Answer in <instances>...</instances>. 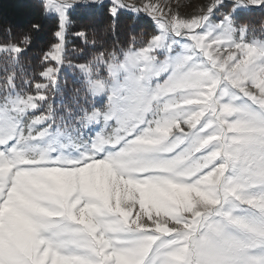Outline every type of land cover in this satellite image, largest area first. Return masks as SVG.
I'll return each instance as SVG.
<instances>
[{
    "label": "snow or ice",
    "instance_id": "snow-or-ice-1",
    "mask_svg": "<svg viewBox=\"0 0 264 264\" xmlns=\"http://www.w3.org/2000/svg\"><path fill=\"white\" fill-rule=\"evenodd\" d=\"M29 3L0 13V264H264V40L237 11L264 0Z\"/></svg>",
    "mask_w": 264,
    "mask_h": 264
},
{
    "label": "rangeland",
    "instance_id": "rangeland-1",
    "mask_svg": "<svg viewBox=\"0 0 264 264\" xmlns=\"http://www.w3.org/2000/svg\"><path fill=\"white\" fill-rule=\"evenodd\" d=\"M152 2L167 4L173 12H179L181 16H186L197 13L200 7L207 3L208 0H152ZM226 2H228V0H226ZM164 10L167 11L168 9L165 8ZM237 11L239 12V16L241 18L240 22L250 23L252 25L253 31L249 35L258 40H264V5L259 7L249 5L247 6V8H244L243 10L238 9ZM212 19L214 21H218L222 19V16H220L219 14H215ZM151 23L153 25V29L155 30V24L152 22V20ZM72 76L73 73L71 71H67L63 75V79L66 82V90L62 93L60 97L57 98L55 104L58 116L65 115L66 108L73 106L71 99V89L75 88L76 86H74L72 83ZM80 79L81 78L77 77V82ZM80 86V83L77 84V87ZM61 99L63 100V103H61ZM103 102V99H100L98 101V103ZM102 179V176L96 177V180L98 182L102 181Z\"/></svg>",
    "mask_w": 264,
    "mask_h": 264
},
{
    "label": "trees",
    "instance_id": "trees-1",
    "mask_svg": "<svg viewBox=\"0 0 264 264\" xmlns=\"http://www.w3.org/2000/svg\"><path fill=\"white\" fill-rule=\"evenodd\" d=\"M26 8H30L33 13V18L38 15V9L37 6L32 3H29V0H0V13H2L5 17H7L10 13L16 11V10H23ZM140 24L144 29L145 35L150 34L154 31L153 25L151 21L146 19L144 16L140 15ZM141 29L137 28V31L134 32V35H138L140 33ZM45 38H48V33H45ZM120 39L126 43L127 42V36H121ZM111 41V38H106V44ZM74 43L77 44V46H80L79 41H74ZM87 55H90V52L87 54H82L81 56L77 57L75 54H72L70 58L77 59V62H83L84 59L87 58ZM37 67L36 62L33 61V68ZM30 73V70H29ZM73 85L77 87V83L72 81Z\"/></svg>",
    "mask_w": 264,
    "mask_h": 264
}]
</instances>
